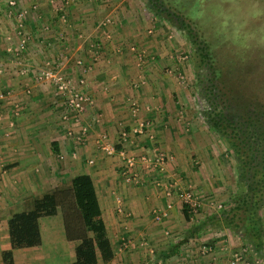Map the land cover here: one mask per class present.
<instances>
[{
  "label": "crops",
  "instance_id": "1",
  "mask_svg": "<svg viewBox=\"0 0 264 264\" xmlns=\"http://www.w3.org/2000/svg\"><path fill=\"white\" fill-rule=\"evenodd\" d=\"M76 5H71L72 13L67 14L69 21L62 12L50 17L61 31L52 38L38 40L35 49L27 52L16 66L19 74L14 64L11 67L6 63L5 73L0 75V92L8 93L0 99V219L6 225L14 213L31 209L36 198L55 188L70 187L71 179L78 174H89L115 250V258L107 264H228V257L221 252L223 239L218 241V252L206 253L201 250L207 243L201 241L204 236H189V229L203 218L196 223L193 218L187 221L181 201L174 203L167 216L156 218L157 212L166 210L169 199L164 184L171 178L180 180L186 173V182H193L200 197L206 195V167L213 163L209 152L212 138L203 115L183 105L178 84L163 64H158L160 55L154 64L141 65L132 59L127 43L140 35L126 29L129 10L124 24L101 25L97 33L92 29L100 21L97 9L78 10L83 6ZM91 15H96L95 20H88ZM116 18V22L121 20ZM84 28L88 29V36L79 32L83 40H78V47L65 41L67 34L76 36L74 30ZM56 37L59 43L54 44ZM51 56L52 64L46 65ZM2 57L11 58L1 49ZM82 60L84 65L79 66L77 62ZM49 65L75 83L84 79L86 91L93 97V105L82 116L83 124L90 126L84 141L77 140L80 125L73 118L63 119L67 109L55 86L37 78ZM15 104L20 106L18 115L13 111ZM141 123L145 124L143 134H131L128 140L121 138L123 128ZM101 134L120 146L119 150L139 159L143 155L152 159L158 150L167 151L174 158L168 162L164 175L139 163L141 183L128 184L121 174L123 162L118 153L107 155L97 144ZM90 160L94 162L91 164ZM209 183L214 184L211 180ZM61 232L62 238L47 244L59 248L52 250L53 254L39 250L46 243L43 236L40 248L16 250L24 257L21 261L16 257V264H71V244L65 237L63 222ZM255 256L256 253L254 259ZM253 258L249 256L246 264H252ZM260 260L264 263V258Z\"/></svg>",
  "mask_w": 264,
  "mask_h": 264
},
{
  "label": "rangeland",
  "instance_id": "2",
  "mask_svg": "<svg viewBox=\"0 0 264 264\" xmlns=\"http://www.w3.org/2000/svg\"><path fill=\"white\" fill-rule=\"evenodd\" d=\"M164 1L168 5L181 7L180 9L186 16L197 21V24L194 25L197 26L199 32L210 43L216 69L219 74L221 73L222 79L228 78L231 84H239L247 92L249 90L258 95L256 98L261 97L262 100L264 99V0ZM71 5L83 6L77 7L78 10L89 9L92 12L97 9L100 21H96V25L92 26L94 31L97 30V33L100 32L101 25L114 26L116 23L124 24L123 18H125L127 10H129L130 17L127 18L126 25L128 27L126 29L130 34L140 35L139 38L134 37L131 42L127 43L128 49H131L132 59L139 63L138 55L141 52V54H144L145 62H153L152 64H154L159 62L156 57L160 55L159 58H162V60L158 64H163L164 70L172 75L175 84H178L185 101L183 105H189L193 111L202 115L205 105L204 98L200 95L196 86L198 78L195 47L188 36L177 29L175 25L168 21L155 19L154 15L146 10L143 0H0V48L3 51L7 50V48H12L13 52H15L20 42L26 41L25 49L19 56H12L6 60L4 57L0 59V66L3 65L0 67V75L5 73L4 64L6 63H10L11 67L15 65L13 68L19 74L20 69L17 70L16 66L19 65L21 58H24L27 52L35 49L34 45L38 43V40L41 38H52L53 35L57 36L56 34L61 31L60 27H55L50 17L58 12H62L65 16L71 15ZM109 7L110 9L107 10ZM118 16L122 21L116 22L118 20L116 17ZM68 17L67 20H71V17ZM94 17L96 15H91L88 20H95ZM85 29L88 31L87 28L74 30L73 33L76 36L73 35V38L67 34L66 37L68 36V38L65 41L71 45L73 42L76 44L74 46L78 47L82 42L81 40H83H80L79 32L81 35L83 33L88 36ZM96 32L92 33V38L95 37ZM97 38L96 36L95 39ZM32 40L35 42L33 43ZM78 40L81 42H78ZM52 43H59L57 37ZM120 51L123 53L121 48ZM52 59V56L50 59L48 58L46 65L52 64ZM80 62H77L79 66L84 65L83 60ZM140 64L143 65L142 63ZM7 95L8 93H5V91L0 92V99H5ZM13 108L15 114L18 115L21 112L19 104H15ZM180 110L185 112L186 109L181 108ZM11 121L13 120L11 119ZM81 128L82 124L78 132L82 130ZM209 133V137L212 138L209 152L213 164L206 165L209 177L206 195L200 197L195 190L196 188L193 187L200 204L198 216H192L195 223L200 221V217L204 219L207 216L218 214L221 206L238 192V162L228 152V147L223 138L210 129ZM204 139L201 140L202 144L206 142ZM164 152L171 156V160H173L174 156L172 154L167 151ZM182 177L183 179L180 177L179 180H182V184L187 183L194 186L193 182H186V173H182ZM209 180L215 185H210ZM261 214L264 218V208ZM41 226L46 243L39 250H42V252L44 250V254H47V250L51 255L55 249L59 248L54 245H47L48 242H53L54 239L63 237L62 232L60 233V229L62 230L61 216L45 218L42 220ZM5 228L4 221L0 219V252L2 248L9 246V244L6 245L7 235ZM215 233H218V235H215ZM200 234L204 236V239H201L202 242H207L206 244L213 246V249L208 250L206 253L218 252V241L224 240V249L221 252H224L225 257H228V264H231L237 253L241 255V259L237 264H246V259H249V256L251 259L255 255L253 251V253H250L248 248L243 247L244 244L241 237L239 238L238 234L230 230L213 227L204 229ZM201 250L203 251V248ZM33 253L36 254L37 252ZM15 254L18 261H21L23 255L21 253ZM40 255L43 254L41 253ZM256 257L252 259V264H264L263 261Z\"/></svg>",
  "mask_w": 264,
  "mask_h": 264
},
{
  "label": "trees",
  "instance_id": "3",
  "mask_svg": "<svg viewBox=\"0 0 264 264\" xmlns=\"http://www.w3.org/2000/svg\"><path fill=\"white\" fill-rule=\"evenodd\" d=\"M143 2L155 19L175 25L195 47L196 86L205 105L202 115L238 162L237 194L221 206L218 214L207 216L189 229V236L206 228L230 230L241 237L250 253L264 258V99L256 98L258 95L239 84H231L228 78L222 79L210 43L194 25L197 21L186 16L181 7L164 0ZM3 52L14 56L7 50ZM142 63H146L145 59ZM182 206L185 219L190 221L189 206ZM57 215L61 216L65 237L71 244V264H107L115 258L93 178L78 174L71 179L70 187L43 194L34 200L31 209L16 212L8 219L5 233L9 246L1 249L0 264H16V250L40 248L42 220Z\"/></svg>",
  "mask_w": 264,
  "mask_h": 264
},
{
  "label": "built area",
  "instance_id": "4",
  "mask_svg": "<svg viewBox=\"0 0 264 264\" xmlns=\"http://www.w3.org/2000/svg\"><path fill=\"white\" fill-rule=\"evenodd\" d=\"M25 44L26 41L23 40L20 42L19 47L16 48L15 52H13L14 50H12V48H7V51L12 53L14 56H19L21 53H23L26 46ZM138 56L140 64L143 62L144 54H141L140 52ZM79 63L81 62L79 61ZM37 78L41 82L49 81L53 84V86H55L54 88L56 90V94L63 99L64 105L67 109V112L63 115V119L70 121L71 118H73L75 123L78 125L82 124V130L77 134V140L84 141L89 133L90 126L83 124L82 116L94 103L93 97L86 91L85 80L81 79L79 83H75L71 80H68V78L56 71L54 68H51L50 65L47 69L42 70L38 74ZM71 114H73V117ZM144 132L145 124L141 123L130 128L129 131L123 128L121 131V138L123 140H128L130 139L131 134L138 135L143 134ZM97 144L107 155H115L118 153L121 161L123 162L121 174L128 184L138 185L141 183L140 174L137 170L139 168V163L146 165L147 168H152V170L158 172V174L161 173L164 175L167 172V164L171 160V156L166 154V152L163 150H158L152 159L147 157V155H143L142 158H140V161V159L136 156L127 154L126 150L124 149L117 150L116 146L109 141L106 134L99 135L97 138ZM89 162L92 164L94 161L90 160ZM185 184H182L181 181L176 180L175 178H171L165 182L164 190L169 202L167 204L166 210L156 213V218L158 220H160L162 216H167V211L173 208L174 203L177 200L181 201L182 204L189 206L191 218L198 213L200 204L198 197L195 194V190L193 189L192 185L187 183ZM202 248L203 252H208V250L213 249L212 246L207 245H204ZM240 259L241 255L238 253L235 254V258L231 261V264H237ZM248 264H250V262H248Z\"/></svg>",
  "mask_w": 264,
  "mask_h": 264
}]
</instances>
